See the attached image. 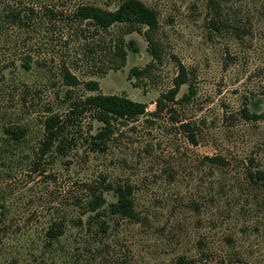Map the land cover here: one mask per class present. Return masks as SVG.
Masks as SVG:
<instances>
[{
  "label": "rangeland",
  "instance_id": "1",
  "mask_svg": "<svg viewBox=\"0 0 264 264\" xmlns=\"http://www.w3.org/2000/svg\"><path fill=\"white\" fill-rule=\"evenodd\" d=\"M121 1L0 0V264H264V179L250 177L264 171V118L241 114L246 103L264 113V0H218L228 24L221 33L209 24L210 0H142L158 12L167 58L140 86L128 73L152 60L143 34H126L137 52L128 47L125 66L102 74V61L81 58V38L63 21L79 4ZM179 62L196 95L151 115ZM63 64L81 81H99L86 95L123 94L148 112L118 120L103 151L85 140L103 123L73 117L67 150L53 145L40 159L44 119L70 111ZM187 91L182 85L176 99ZM10 126L23 127L24 138ZM214 155L228 164L211 163ZM102 176L133 185L137 218L109 211L117 196ZM93 189L107 201L90 211ZM54 223L63 231L52 238Z\"/></svg>",
  "mask_w": 264,
  "mask_h": 264
},
{
  "label": "trees",
  "instance_id": "2",
  "mask_svg": "<svg viewBox=\"0 0 264 264\" xmlns=\"http://www.w3.org/2000/svg\"><path fill=\"white\" fill-rule=\"evenodd\" d=\"M210 5L214 14L209 20L211 28L221 33L228 26L221 17L220 3L218 0H210ZM51 10V9H50ZM52 12V11H51ZM66 27L81 38V58L86 60L98 59L102 61L98 72L107 73L108 70H118L125 66L128 57V47L137 52V47L127 44L125 35L137 31L144 35L147 41V49L152 56V60L144 67L134 65L130 68L128 78H135V86L146 79L155 77L157 63H162L167 58L164 43L159 34L160 21L158 12L142 0H122L116 8L109 9L93 3L79 4L71 15H66L64 20ZM26 68L29 63L25 64ZM179 73L174 78L173 86L166 92L160 94L155 101L156 109L151 115H158L168 108L170 102H189L197 93V86L190 72L181 62L178 63ZM63 83L68 86L66 94L70 103V111L66 117L57 113L47 116L44 121V138L38 156L41 159L48 151L56 146L61 151H66V132L71 118H83L88 115L103 123V126L95 133L85 136V140L94 151H103L107 148L108 142L115 132V123L118 120L136 121L140 116L145 115L147 105L144 102L135 100L123 94H96L86 95V90H99L98 80L89 79L81 81L72 72L71 66L63 64L61 69ZM188 85V91L182 97L176 99L182 85ZM242 116L250 121H258L264 118V113L252 111L246 103L242 107ZM7 132L15 139H22L25 136V129L21 126H10ZM195 142V136H191ZM211 163L227 165L226 159L221 155L207 157ZM250 171L251 178L264 179V171L260 168ZM104 190L113 191L117 199L109 203L108 208L112 214L135 219L138 216L135 209L134 188L131 183H112L102 176ZM103 193H97L93 189V198L89 202V210L95 211L106 203ZM62 227L54 223L49 229L48 235L52 238L62 234ZM181 264H186L187 260L180 257Z\"/></svg>",
  "mask_w": 264,
  "mask_h": 264
}]
</instances>
